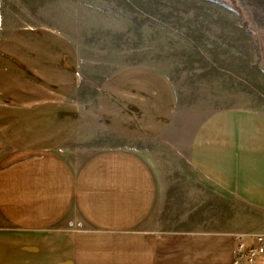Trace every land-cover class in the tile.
I'll list each match as a JSON object with an SVG mask.
<instances>
[{
	"label": "crops",
	"instance_id": "obj_1",
	"mask_svg": "<svg viewBox=\"0 0 264 264\" xmlns=\"http://www.w3.org/2000/svg\"><path fill=\"white\" fill-rule=\"evenodd\" d=\"M80 76L63 31L0 17V264H232L234 233L264 235L227 211L264 215L263 113L201 109L182 156L193 186L148 148L183 120L164 73L134 64L103 79L94 113L117 145L98 147L80 131ZM207 83L200 98L219 93ZM172 221L202 228L164 230Z\"/></svg>",
	"mask_w": 264,
	"mask_h": 264
},
{
	"label": "rangeland",
	"instance_id": "obj_2",
	"mask_svg": "<svg viewBox=\"0 0 264 264\" xmlns=\"http://www.w3.org/2000/svg\"><path fill=\"white\" fill-rule=\"evenodd\" d=\"M0 14L12 28L51 26L74 41L81 61L80 92L89 104L80 131L96 136L97 147L117 145L94 113L103 79L134 64L164 73L177 91L183 120L175 134L167 132L163 142L148 148L166 159L156 163L168 177L181 172L195 186L182 156H187L193 128L207 115L201 109L243 107L264 114V0H0ZM209 78L219 79V93L200 98L194 88H216ZM227 211L241 217L247 231L264 232L259 211L240 204ZM177 213L172 210V219ZM196 227L202 228L175 221L163 225L164 230Z\"/></svg>",
	"mask_w": 264,
	"mask_h": 264
},
{
	"label": "built area",
	"instance_id": "obj_3",
	"mask_svg": "<svg viewBox=\"0 0 264 264\" xmlns=\"http://www.w3.org/2000/svg\"><path fill=\"white\" fill-rule=\"evenodd\" d=\"M232 264H264V235L234 233Z\"/></svg>",
	"mask_w": 264,
	"mask_h": 264
}]
</instances>
